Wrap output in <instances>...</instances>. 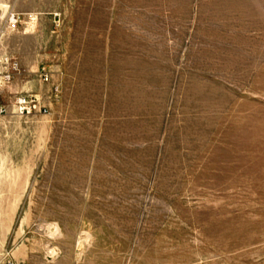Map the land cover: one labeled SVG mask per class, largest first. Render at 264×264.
<instances>
[{"label": "rangeland", "instance_id": "rangeland-1", "mask_svg": "<svg viewBox=\"0 0 264 264\" xmlns=\"http://www.w3.org/2000/svg\"><path fill=\"white\" fill-rule=\"evenodd\" d=\"M0 72V264H264V0H0Z\"/></svg>", "mask_w": 264, "mask_h": 264}, {"label": "built area", "instance_id": "built-area-1", "mask_svg": "<svg viewBox=\"0 0 264 264\" xmlns=\"http://www.w3.org/2000/svg\"><path fill=\"white\" fill-rule=\"evenodd\" d=\"M16 25V21H12L10 27L14 28ZM40 78L43 82H47L48 80V74L44 72L43 69H41V72L39 73ZM11 80V75L9 73H3L0 72V84L3 83H9ZM37 100L34 99L32 96H22L18 99V105L21 108V112L24 113V110L27 111L26 109H36L37 108ZM0 111H3L2 109ZM44 112V111H42ZM5 264H12L10 262H7Z\"/></svg>", "mask_w": 264, "mask_h": 264}]
</instances>
